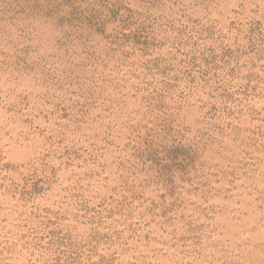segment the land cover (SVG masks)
Masks as SVG:
<instances>
[{"label":"clouds","instance_id":"9594fccd","mask_svg":"<svg viewBox=\"0 0 264 264\" xmlns=\"http://www.w3.org/2000/svg\"><path fill=\"white\" fill-rule=\"evenodd\" d=\"M0 264H264V0H0Z\"/></svg>","mask_w":264,"mask_h":264}]
</instances>
